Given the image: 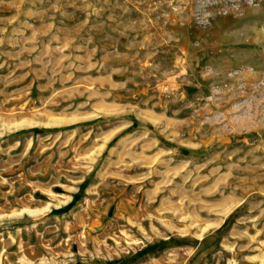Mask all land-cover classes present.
<instances>
[{"label": "rangeland", "instance_id": "374dc122", "mask_svg": "<svg viewBox=\"0 0 264 264\" xmlns=\"http://www.w3.org/2000/svg\"><path fill=\"white\" fill-rule=\"evenodd\" d=\"M0 264H264V0H0Z\"/></svg>", "mask_w": 264, "mask_h": 264}, {"label": "crops", "instance_id": "0c3cea01", "mask_svg": "<svg viewBox=\"0 0 264 264\" xmlns=\"http://www.w3.org/2000/svg\"><path fill=\"white\" fill-rule=\"evenodd\" d=\"M238 33H239V32L236 31V32L234 33V35H237ZM258 33H260V32H258ZM257 35H258V34H257Z\"/></svg>", "mask_w": 264, "mask_h": 264}]
</instances>
